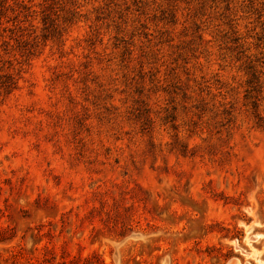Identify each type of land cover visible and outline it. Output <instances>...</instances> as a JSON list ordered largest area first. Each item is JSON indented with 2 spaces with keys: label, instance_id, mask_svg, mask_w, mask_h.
<instances>
[{
  "label": "rangeland",
  "instance_id": "1",
  "mask_svg": "<svg viewBox=\"0 0 264 264\" xmlns=\"http://www.w3.org/2000/svg\"><path fill=\"white\" fill-rule=\"evenodd\" d=\"M0 227L34 262L264 264V0H0Z\"/></svg>",
  "mask_w": 264,
  "mask_h": 264
},
{
  "label": "trees",
  "instance_id": "2",
  "mask_svg": "<svg viewBox=\"0 0 264 264\" xmlns=\"http://www.w3.org/2000/svg\"><path fill=\"white\" fill-rule=\"evenodd\" d=\"M14 237L11 230L0 227V250L8 254L3 257L0 253V264H53L54 257H52L51 251L47 247H45V255L42 258H36L34 262V258L29 256L23 248L17 249L10 246L14 241ZM81 260H84L85 264H91L89 257L86 259L82 257L71 258L61 264H80ZM101 264L103 263L101 262Z\"/></svg>",
  "mask_w": 264,
  "mask_h": 264
}]
</instances>
